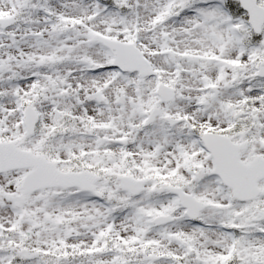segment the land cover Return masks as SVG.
Returning <instances> with one entry per match:
<instances>
[{
  "label": "snow or ice",
  "instance_id": "obj_1",
  "mask_svg": "<svg viewBox=\"0 0 264 264\" xmlns=\"http://www.w3.org/2000/svg\"><path fill=\"white\" fill-rule=\"evenodd\" d=\"M0 264H264V0H0Z\"/></svg>",
  "mask_w": 264,
  "mask_h": 264
}]
</instances>
